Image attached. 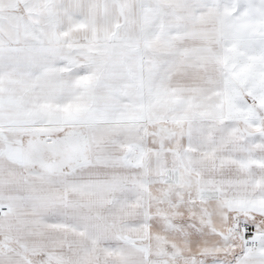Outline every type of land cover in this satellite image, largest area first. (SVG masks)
Segmentation results:
<instances>
[{
  "label": "snow or ice",
  "instance_id": "6c2138e0",
  "mask_svg": "<svg viewBox=\"0 0 264 264\" xmlns=\"http://www.w3.org/2000/svg\"><path fill=\"white\" fill-rule=\"evenodd\" d=\"M0 264H264V0H0Z\"/></svg>",
  "mask_w": 264,
  "mask_h": 264
}]
</instances>
